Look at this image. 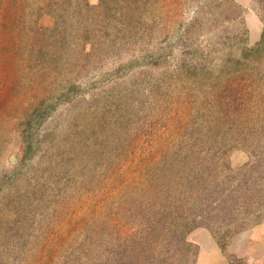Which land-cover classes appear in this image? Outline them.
Masks as SVG:
<instances>
[{
	"label": "rangeland",
	"instance_id": "374dc122",
	"mask_svg": "<svg viewBox=\"0 0 264 264\" xmlns=\"http://www.w3.org/2000/svg\"><path fill=\"white\" fill-rule=\"evenodd\" d=\"M58 1L0 0V264L153 263L264 144V0Z\"/></svg>",
	"mask_w": 264,
	"mask_h": 264
},
{
	"label": "trees",
	"instance_id": "16d2710c",
	"mask_svg": "<svg viewBox=\"0 0 264 264\" xmlns=\"http://www.w3.org/2000/svg\"><path fill=\"white\" fill-rule=\"evenodd\" d=\"M225 1L228 4V10L234 8L235 4H233V0ZM57 2L59 1L57 0ZM48 6H51V8H57V6L60 5L50 2L48 3ZM242 56L249 59V61H258L264 58V29L260 40L254 46L244 47ZM56 95L57 93L49 97L54 98ZM47 97L35 106L33 113L28 116L26 121L23 122L26 124L23 129L25 159H32L35 157L44 144V138H41L39 127L42 125L46 115H48V113L51 112L50 110L54 109L57 104L56 101H50L49 106L46 107L44 104ZM47 134L51 135V133H46L44 135ZM260 146L261 149L259 153L257 151L255 153L258 155L255 157L256 160L252 163H248V169L244 167V169H242V173H235L233 176L231 173L230 176L232 178L228 181L229 184L221 188L217 195L211 194V191H202L198 195L199 200L205 199V201L215 203V213L211 215H208V213L204 215L201 214L198 221V217L195 216L191 220L193 222L191 225H189L186 221V223L182 221L178 223L176 227H174L176 233L172 235L171 243H169L168 257H161L158 259L156 257L153 263L150 261H139L138 258H135L130 263L195 264L198 250L192 242L187 240L188 232L194 227H197L198 225L212 226L213 224H216L215 222H217V226H219V228L216 231H213L214 237L220 246L225 249L229 238L233 234L260 222L264 211V144ZM196 179L199 181L198 178ZM235 179L237 182L233 183L235 182ZM175 196L177 197L178 195ZM176 204L179 206L178 201H176L175 205Z\"/></svg>",
	"mask_w": 264,
	"mask_h": 264
},
{
	"label": "crops",
	"instance_id": "0c3cea01",
	"mask_svg": "<svg viewBox=\"0 0 264 264\" xmlns=\"http://www.w3.org/2000/svg\"><path fill=\"white\" fill-rule=\"evenodd\" d=\"M192 238L198 244L195 264H264V211L260 222L236 233L225 249L206 232Z\"/></svg>",
	"mask_w": 264,
	"mask_h": 264
}]
</instances>
